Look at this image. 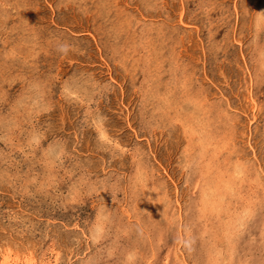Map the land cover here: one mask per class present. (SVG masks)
Masks as SVG:
<instances>
[{
	"label": "rangeland",
	"instance_id": "1",
	"mask_svg": "<svg viewBox=\"0 0 264 264\" xmlns=\"http://www.w3.org/2000/svg\"><path fill=\"white\" fill-rule=\"evenodd\" d=\"M7 251L264 264V0H0Z\"/></svg>",
	"mask_w": 264,
	"mask_h": 264
},
{
	"label": "bare ground",
	"instance_id": "2",
	"mask_svg": "<svg viewBox=\"0 0 264 264\" xmlns=\"http://www.w3.org/2000/svg\"><path fill=\"white\" fill-rule=\"evenodd\" d=\"M127 13V12H126ZM257 19V18H256ZM154 36V35H153ZM71 45V44H70ZM171 96V95H170ZM167 97H169V96H167ZM178 106V105H177ZM179 107V106H178ZM203 109V108H202ZM180 110V109H179ZM185 110V109H184ZM183 111V110H182ZM188 113H189V110L187 111ZM175 113V112H174ZM182 114V113H181ZM185 115V114H184ZM188 115H190V114H188ZM200 115H201V113H200ZM181 117V116H180ZM185 118V117H184ZM181 119H182V117H181ZM180 119V120H181ZM200 119V118H199ZM198 119V120H199ZM12 120V119H11ZM191 120V119H190ZM201 120H202V118H201ZM196 121V120H195ZM183 122V121H182ZM185 122V121H184ZM204 122V121H203ZM199 123H202V121L200 122L199 121ZM184 125H185V123H183ZM187 124V123H186ZM184 125H182V126H184ZM195 125H196V123H195ZM188 131V130H187ZM192 134V133H191ZM192 136H193V134H192ZM99 140V139H98ZM200 140V139H199ZM191 142V141H190ZM207 145V144H206ZM190 149V148H189ZM190 152V151H189ZM217 152V151H216ZM248 166V165H247ZM238 169H236V171H237ZM210 171V170H209ZM203 174V173H202ZM145 175V174H144ZM237 175H239V174H237ZM257 175V174H256ZM243 176V175H242ZM254 176V175H253ZM208 177V176H207ZM210 177V176H209ZM140 180V179H139ZM236 180V179H235ZM143 181V180H142ZM216 181V180H215ZM234 184V183H233ZM249 184V183H248ZM195 188V187H194ZM253 188V187H252ZM236 190V189H235ZM204 191H206L207 193L209 192V193H211V196H213L212 198H211V201L212 202H214L213 204H214V207L215 206H217V204H216V200L217 199H219V196H220V194H218V193H215V191H218V190H216L214 187H207L206 189H204ZM220 191V190H219ZM234 191V190H233ZM155 192V191H154ZM232 193V192H231ZM237 193V192H236ZM154 194L155 193H153L152 192V196H154ZM238 194V193H237ZM156 195V194H155ZM209 195V194H208ZM179 197V196H178ZM177 197V198H178ZM216 198V199H215ZM221 198V197H220ZM246 198V197H245ZM176 199V198H175ZM179 199V198H178ZM222 200H220V202H221ZM159 202V201H158ZM225 202V201H224ZM178 203V202H177ZM211 203V202H210ZM181 204V203H180ZM234 204V203H233ZM236 204V203H235ZM227 205V204H226ZM218 206H221V204H219ZM179 207V206H178ZM202 207V206H201ZM231 207V206H230ZM180 209V208H179ZM248 209V208H247ZM249 210V209H248ZM106 211V210H105ZM220 211V210H219ZM179 212V211H178ZM229 213V212H228ZM224 215V214H223ZM177 216H178V214H177ZM179 218V217H178ZM227 222V221H226ZM229 222V221H228ZM238 223V222H237ZM228 225V224H227ZM10 239V238H9ZM53 260H55V259H53ZM52 262L53 261H51V259L50 258H47L46 260H45V257H42L41 258V260H40V264H52ZM54 263V262H53ZM0 264H38L37 263V261H36V259H35V257H34V255H32L31 253H29V254H24V255H18V254H14V253H11V252H9V251H7V252H5V253H3V255H2V257H1V259H0Z\"/></svg>",
	"mask_w": 264,
	"mask_h": 264
},
{
	"label": "clouds",
	"instance_id": "3",
	"mask_svg": "<svg viewBox=\"0 0 264 264\" xmlns=\"http://www.w3.org/2000/svg\"><path fill=\"white\" fill-rule=\"evenodd\" d=\"M70 47L71 46L67 43H61L57 46V50L63 54H67V52L70 50Z\"/></svg>",
	"mask_w": 264,
	"mask_h": 264
}]
</instances>
